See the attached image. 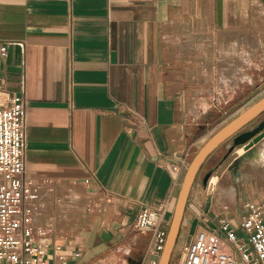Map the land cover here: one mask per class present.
<instances>
[{
    "label": "crops",
    "instance_id": "1",
    "mask_svg": "<svg viewBox=\"0 0 264 264\" xmlns=\"http://www.w3.org/2000/svg\"><path fill=\"white\" fill-rule=\"evenodd\" d=\"M3 39L25 45H8L0 86L24 88L46 264H148L150 233L131 225L162 201L170 222L186 169L173 165L243 111L207 135L223 118V87L253 74L254 59L264 66V0H0ZM213 152L169 264L195 231L239 213L214 200L208 172L197 180Z\"/></svg>",
    "mask_w": 264,
    "mask_h": 264
},
{
    "label": "built area",
    "instance_id": "2",
    "mask_svg": "<svg viewBox=\"0 0 264 264\" xmlns=\"http://www.w3.org/2000/svg\"><path fill=\"white\" fill-rule=\"evenodd\" d=\"M12 43L24 51L23 42L0 40V61ZM27 116L23 86L20 92L0 86V262L46 264L38 241L46 229L35 225L37 195L25 164ZM189 155L184 153L173 165L176 172L187 168ZM94 176L91 173L94 187L108 194ZM167 210V201L146 206L131 225L137 232L150 233L145 252L148 264H158L164 249ZM177 255V264H264V201L249 198L237 217H217L215 227L195 231Z\"/></svg>",
    "mask_w": 264,
    "mask_h": 264
},
{
    "label": "rangeland",
    "instance_id": "3",
    "mask_svg": "<svg viewBox=\"0 0 264 264\" xmlns=\"http://www.w3.org/2000/svg\"><path fill=\"white\" fill-rule=\"evenodd\" d=\"M254 62L256 67L253 74H239L237 75V85H234L233 82V88L225 89L224 86V89L221 90V97L225 102L221 105L223 118L217 123L209 125L208 136L230 117L235 116L264 95V66L258 67L260 66V59L258 58L254 59ZM224 77L227 78L226 75ZM262 118H264V112L249 122L242 130L253 127ZM229 148H231L230 152ZM251 166H256L255 170L257 171L264 169V127L254 137L241 144L234 145L232 137L227 138L206 160L197 180L202 178L204 172L210 171L209 189L216 192L214 200H221L222 206L226 210L236 208L240 213L243 211V202L247 199L258 200L261 198L264 201L263 183L257 184L258 189L257 187L253 189L248 184ZM261 180L264 181V176L258 178V181ZM230 189L234 190V196L232 198L227 197L226 200L222 199V192H228ZM70 190L72 193V189ZM232 216H236L235 213L228 217L234 218ZM177 262L178 255L176 254L170 264H177ZM142 264H146V261Z\"/></svg>",
    "mask_w": 264,
    "mask_h": 264
},
{
    "label": "water",
    "instance_id": "4",
    "mask_svg": "<svg viewBox=\"0 0 264 264\" xmlns=\"http://www.w3.org/2000/svg\"><path fill=\"white\" fill-rule=\"evenodd\" d=\"M264 111V95L240 112L237 116L218 129L194 154L187 168L185 169L180 190L174 205L172 217L168 225V232L164 249L162 250L158 264H169L170 257L173 253L174 246L177 240L184 207L192 186V183L199 172V169L205 159L227 138L233 137V144H241L248 141L251 137L260 132L264 127V120L252 130L244 131L235 135L239 129L256 118ZM229 151L231 148L228 149ZM211 173L208 172L203 177V183L206 184Z\"/></svg>",
    "mask_w": 264,
    "mask_h": 264
},
{
    "label": "bare ground",
    "instance_id": "5",
    "mask_svg": "<svg viewBox=\"0 0 264 264\" xmlns=\"http://www.w3.org/2000/svg\"><path fill=\"white\" fill-rule=\"evenodd\" d=\"M256 166H251V173H250V176L248 178V184L251 188H255L257 187V184L258 183H263L264 185V181L261 180V181H258V178L260 179V177L264 176V169H260L259 171L255 170ZM249 169V168H248ZM258 189V187H257ZM263 189H264V186H263ZM222 199L226 200L227 197L229 198H232L234 196V190L233 189H230L228 192H222ZM228 201V200H227ZM232 202V201H231Z\"/></svg>",
    "mask_w": 264,
    "mask_h": 264
},
{
    "label": "flooded vegetation",
    "instance_id": "6",
    "mask_svg": "<svg viewBox=\"0 0 264 264\" xmlns=\"http://www.w3.org/2000/svg\"><path fill=\"white\" fill-rule=\"evenodd\" d=\"M263 112H264V111H263ZM263 112H262V113H263ZM262 113H261V114H262ZM261 114H259L258 116H260ZM258 116H257V117H258ZM257 117H256V118H257ZM256 118H254L253 120H255ZM253 120H252V121H253ZM263 120H264V118H262L261 120H259V121L256 123L257 125L255 124L253 127H249V129H244V130L241 129V131H238L235 135H238V134H240V133H242V132H244V131H248V130H252V129H254V128L257 127V126L260 124V122L263 121ZM254 136H255V135H254ZM233 137H234V136H233ZM233 137H232V141H233Z\"/></svg>",
    "mask_w": 264,
    "mask_h": 264
}]
</instances>
